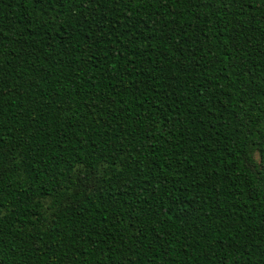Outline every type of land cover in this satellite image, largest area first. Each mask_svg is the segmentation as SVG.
Returning <instances> with one entry per match:
<instances>
[{
  "label": "trees",
  "instance_id": "trees-1",
  "mask_svg": "<svg viewBox=\"0 0 264 264\" xmlns=\"http://www.w3.org/2000/svg\"><path fill=\"white\" fill-rule=\"evenodd\" d=\"M264 0H0V264H264Z\"/></svg>",
  "mask_w": 264,
  "mask_h": 264
},
{
  "label": "snow or ice",
  "instance_id": "snow-or-ice-1",
  "mask_svg": "<svg viewBox=\"0 0 264 264\" xmlns=\"http://www.w3.org/2000/svg\"><path fill=\"white\" fill-rule=\"evenodd\" d=\"M261 158H262V160H264V156H262ZM260 166L264 167V162H262Z\"/></svg>",
  "mask_w": 264,
  "mask_h": 264
}]
</instances>
